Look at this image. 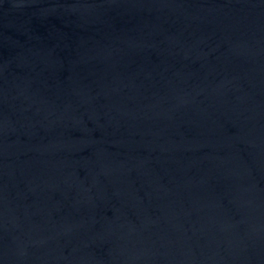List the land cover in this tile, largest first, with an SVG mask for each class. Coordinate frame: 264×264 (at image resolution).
<instances>
[{
    "label": "water",
    "instance_id": "95a60500",
    "mask_svg": "<svg viewBox=\"0 0 264 264\" xmlns=\"http://www.w3.org/2000/svg\"><path fill=\"white\" fill-rule=\"evenodd\" d=\"M31 264H264V81Z\"/></svg>",
    "mask_w": 264,
    "mask_h": 264
}]
</instances>
